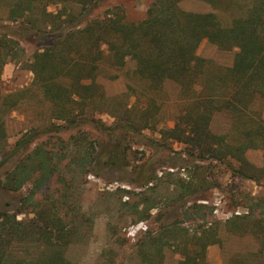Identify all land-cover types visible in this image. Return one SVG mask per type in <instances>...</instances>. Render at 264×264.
Wrapping results in <instances>:
<instances>
[{"label": "trees", "instance_id": "trees-1", "mask_svg": "<svg viewBox=\"0 0 264 264\" xmlns=\"http://www.w3.org/2000/svg\"><path fill=\"white\" fill-rule=\"evenodd\" d=\"M107 1L13 0L5 19L8 24L0 23V79L8 63L23 59V43L47 41L33 54L28 68L34 75L32 86L52 105L57 120L45 134L65 145L57 152L32 134L16 142L15 165L0 180V187L13 193L27 185L31 189L16 211L0 212V264H75L66 255L78 233L80 208L69 196L75 173L97 176L101 168L129 166L128 138L157 122L151 109L158 104L151 93L160 92L168 82L179 86L183 109L175 116L174 126L163 129L164 137L184 145L189 157L226 162L235 176L256 182L264 178V167L254 166L245 155L251 148H264V0H250L245 12L229 26L222 25L213 13L183 10V0H153L146 17L138 22L128 21L121 5L98 13ZM55 5L61 8L50 12L48 7ZM205 40L221 50L236 49L233 65L209 73L207 61L198 55ZM105 62L113 72L111 79L118 78L116 70L133 62V77L144 82L148 91L143 93L147 109L139 117L129 116L126 110L113 127L93 115L95 103L107 99L98 83ZM130 89L136 92L131 85ZM29 91L8 95L3 106L15 110ZM224 114L234 120L240 139L235 143L213 129L215 117ZM67 132L71 134L64 141ZM98 132L123 140L95 142ZM4 136L1 122L0 141ZM67 171L72 174L70 179ZM53 176H57L61 197L39 200L40 190ZM156 179L153 172L144 184ZM178 182L184 185L182 178ZM123 192L130 196L126 205L139 216L136 222L147 220L150 209L140 210V203L130 201L134 191ZM27 210L33 217L19 220L18 215ZM175 228L168 225L164 230L170 234ZM169 236L152 237L148 232L137 255L145 264H161L162 245H171ZM220 242L209 228L198 237L196 247L183 250L179 264L204 263L208 247Z\"/></svg>", "mask_w": 264, "mask_h": 264}, {"label": "rangeland", "instance_id": "rangeland-1", "mask_svg": "<svg viewBox=\"0 0 264 264\" xmlns=\"http://www.w3.org/2000/svg\"><path fill=\"white\" fill-rule=\"evenodd\" d=\"M12 1L0 0L2 24H8L5 19ZM249 1L216 0L211 3L183 0L180 7L193 13H213L222 25L229 26L245 12ZM152 2L109 0L98 13L112 5H121L126 19L138 22L146 17ZM60 8V5H55L48 10L56 12ZM46 44L47 41L40 39L33 40L31 44L23 43V59L8 63L0 79V121L5 129V136L0 141L2 181L15 165V145L24 135H35L39 143H47L49 149L57 152L65 146L55 137L49 140L45 134L57 120L52 116V105L32 86L34 75L28 68L33 54ZM236 53V49L221 50L208 40L203 41L198 50V55L207 61V71L211 74L231 67ZM134 67V63L129 62L124 69L114 72L118 78L111 79L113 72L105 62L98 77L107 99L95 103L93 115L107 127L115 126L126 110L129 116L139 117L143 109H147L143 95L148 92L147 87L133 77ZM130 85L136 92L130 89ZM24 89L31 91L24 94L15 110L10 111L3 106L8 95ZM151 94L158 104L157 108L151 109L152 113L156 112L157 122L142 134L128 138L131 147L127 160L129 166H104L97 170V176L75 173V183L69 190V196L80 208V214L77 218L78 233L66 251L68 259L75 264H145L137 252L149 232L152 237L171 235V245H162L164 258L161 264H179L184 258L183 250L196 247L198 237L211 228L221 242L208 247L202 264H264V178L256 182L235 176L224 161H202L198 157L187 156L184 145L166 139L162 134L163 129L174 126L175 116L183 109L179 86L168 82L160 92ZM234 127L233 118L227 114L218 115L213 121V129L235 143L240 139ZM70 134L67 132L62 139L68 140ZM94 136L95 142L99 143L115 144L123 140L122 136L112 137L108 132H98ZM245 155L254 166L264 167V148H251ZM233 163L238 166L235 161ZM153 172H156L157 179L145 185V177ZM66 175L70 179L72 174L67 171ZM180 178L184 185L178 182ZM152 186L153 189L149 190ZM30 189L31 186L27 185L22 191L13 193L0 187V212L16 211ZM124 189L136 193L130 201L140 203V210L150 209L147 220L136 222L139 216L134 214L130 205H126L130 196L123 192ZM60 190L57 176H53L40 190L38 198L58 199ZM26 212L17 218L31 219V210ZM168 225L176 226L174 233L165 232Z\"/></svg>", "mask_w": 264, "mask_h": 264}]
</instances>
